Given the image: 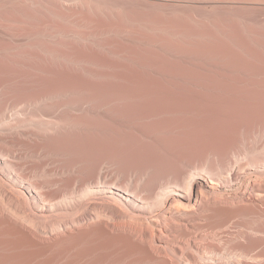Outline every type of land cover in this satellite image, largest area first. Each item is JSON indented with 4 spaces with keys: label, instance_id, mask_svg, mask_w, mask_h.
<instances>
[{
    "label": "bare ground",
    "instance_id": "obj_1",
    "mask_svg": "<svg viewBox=\"0 0 264 264\" xmlns=\"http://www.w3.org/2000/svg\"><path fill=\"white\" fill-rule=\"evenodd\" d=\"M15 1L0 0V5L16 8L36 20H42L46 13L67 22L78 19L93 30L75 33L72 28L55 27L51 33L40 34V40L27 35L20 45L15 42L18 33L0 32V50L10 54L22 48L34 54L62 53L61 57L63 52H72L73 57L79 54L83 58L98 57L103 52L157 57V48L167 45L174 46L170 51L178 54L179 45L164 44L162 35L150 34L149 24L162 30L169 19L174 23L185 17L215 18L211 5L220 4L223 12L228 0ZM148 8L152 9L150 14ZM95 33L108 39L96 41L92 37ZM5 59L0 60V71L8 62L16 66L34 62ZM76 82L65 79L54 85L58 91L70 86L75 87V93L87 91L84 84ZM129 87L141 89L142 85L132 82ZM12 93V88L3 89L0 82V264H264V257L250 256L257 249L264 255V153L248 158L250 143L262 132L264 122L258 125L259 130L243 127L239 134H233L225 149L215 145L207 152L195 149L199 153L186 159L184 167L175 161L171 168L146 154L148 157L139 166L142 174L125 180L114 178V165L132 149L125 148L106 159L108 152L100 147L104 139L102 124L114 115L107 102L83 98L75 105V112L67 114L63 109L68 102L58 103L44 89L31 87L21 95ZM118 101L122 104L124 98ZM249 102L259 105L254 100ZM114 117L126 118L122 113ZM150 132L144 129L132 135L145 139L141 141L142 151L147 144L157 146L148 142ZM180 135L183 141L178 144V156L184 149L193 152L195 143L186 141L184 130ZM162 147L168 152L167 146ZM150 167L161 172L159 178L143 176ZM250 170L262 171L257 184L242 191L241 185L232 195H221L223 188L233 186ZM249 211L255 219L246 227L248 231L242 229L240 221L233 233L213 232V222L242 217ZM174 237L185 241L184 247L172 245ZM199 250L206 255H200Z\"/></svg>",
    "mask_w": 264,
    "mask_h": 264
},
{
    "label": "rangeland",
    "instance_id": "obj_2",
    "mask_svg": "<svg viewBox=\"0 0 264 264\" xmlns=\"http://www.w3.org/2000/svg\"><path fill=\"white\" fill-rule=\"evenodd\" d=\"M12 2L17 3L15 0ZM226 4L225 12L223 11L225 14L219 10L220 4L213 3L211 5V11L217 15L215 18L198 17L190 20L185 17L179 22L173 20L174 23L169 19L165 21L173 25L166 23L162 30L149 24L150 34L157 32L162 35L164 44L179 45L181 51L178 54L170 51L175 49L174 46L168 45L157 48V51L160 52L157 57H154V54L147 55L145 53H107L104 55L103 52L98 57L90 55L92 58L89 56L82 58L79 54L75 57L74 53L73 57L72 52H63L64 56L61 57L62 53H56L55 56V53L50 52L34 54L26 52L22 48L15 50V53L10 52V54L0 50V57L2 56L0 60H4L9 54L6 61L15 57L27 60V63L30 60L34 61L26 66L22 64L16 66L17 64L8 62L9 65H5L8 71L5 67L2 68L3 71H0V82H2L3 89L12 88L11 95H21L25 88L44 89L45 94L58 103L68 102L69 106L63 109L67 114L75 112V105L83 98L86 101L107 102L110 114L115 116L117 113L124 114L126 118L118 119L112 115L109 122L102 124L104 139H101L100 147L101 151L108 152L106 159H110L114 153L119 154L125 148L132 149L130 153H125L116 159L117 163L114 167L117 172L114 178L127 180L136 174L141 175L139 166L148 157L146 154L157 157L170 165L171 168L175 161H178V166L184 167L186 159L199 153L195 149L207 152L211 145L225 149L233 134H239L243 127L247 130L256 128L259 130L258 125L260 122H264V0H228ZM200 7L204 9L205 6ZM10 8L0 5V32L14 33L13 35L18 33L19 37L15 39L17 45L26 42L27 35H32L33 38L35 36L34 39L40 40L42 33H51L55 27L72 28L75 33H88L91 30L78 19H76L77 22L75 19H73L75 22L71 20L67 22L46 13V16H41L42 20H36L25 16V13L22 14L23 12L19 13L16 8ZM207 8L209 9V6ZM148 10L150 14L152 9L148 8ZM144 11H147V8ZM32 31L34 33H30ZM21 32L26 35L24 36ZM35 32L37 33L35 34ZM92 37L96 41L108 39L101 33H95ZM188 49L192 51H187ZM32 54L35 55V58L32 57ZM68 54L72 55H70L71 58L68 57L69 59L66 58ZM48 57H51V61ZM45 58L49 64L46 63ZM75 58L77 60L74 61ZM78 58L81 61L76 62ZM81 58L88 59L85 61ZM106 59L108 60L106 61ZM41 60L44 63L40 62ZM55 60L59 64L54 62ZM65 79H71L72 82L77 81L82 86L84 84L87 91L75 93V87L72 86L58 91L54 83ZM5 82L7 83L5 84ZM132 82L139 83L142 88L129 87ZM19 85L22 90L15 91L14 89L19 88ZM88 90L90 91L88 92ZM119 98H124L123 105L120 104V101L117 102ZM138 98L142 100L140 101ZM249 100H254L259 105L257 106L256 103L249 102ZM70 120L72 119L70 118ZM75 127L73 126V129ZM144 129L151 131L148 142L157 146L147 144V148L142 151L143 143L141 141L145 139L135 138L132 135H135L133 133L139 134ZM183 130L188 134L186 141L194 142L195 146H193V152L184 149L178 156L180 151L178 144L183 141L180 132ZM114 133H117L116 136L120 139L116 136L111 139V134ZM250 144L252 148L248 153L249 159L254 158L256 153H264V127L260 134L254 135ZM158 146L159 150L157 151ZM162 146H167L168 152L163 150ZM204 165L203 162L202 166ZM112 169L111 166L109 170ZM249 172L246 177H239L235 180L233 186H227L229 182L226 181L227 187L223 188L221 195H232L235 188L243 187L242 191L247 186L257 184L262 171L250 170ZM143 174L150 178H159L161 172L150 167ZM244 183L245 185H243ZM254 219L255 214L249 211L242 217L215 221L212 226L213 232L231 231L233 233L238 227L236 223L240 221L239 225L242 229L248 231L246 227ZM174 238H171L172 245L184 247L185 241ZM260 251V249L254 250L250 256L261 259L264 255L259 254ZM198 253L206 255L203 250H199Z\"/></svg>",
    "mask_w": 264,
    "mask_h": 264
}]
</instances>
